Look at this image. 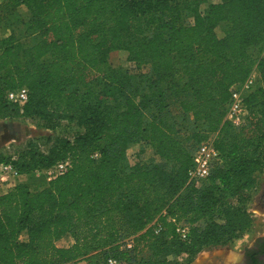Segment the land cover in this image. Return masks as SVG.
<instances>
[{
    "label": "trees",
    "instance_id": "trees-1",
    "mask_svg": "<svg viewBox=\"0 0 264 264\" xmlns=\"http://www.w3.org/2000/svg\"><path fill=\"white\" fill-rule=\"evenodd\" d=\"M22 9L28 43L4 32ZM117 51L150 65L151 76L132 88L109 62ZM253 73L246 122L235 128L226 121L231 88ZM21 88L23 107L7 100ZM177 117L202 130L184 133ZM2 119L67 122L84 133L56 138L47 152L34 143L16 157L0 152L16 175L71 163L40 190L17 184L0 195V264H107L140 246L151 250L144 264L189 262L253 225L246 202L264 171V0H4ZM210 138L220 161L195 187L193 155ZM130 144L153 157L128 163ZM179 224L189 228L185 240Z\"/></svg>",
    "mask_w": 264,
    "mask_h": 264
},
{
    "label": "rangeland",
    "instance_id": "rangeland-1",
    "mask_svg": "<svg viewBox=\"0 0 264 264\" xmlns=\"http://www.w3.org/2000/svg\"><path fill=\"white\" fill-rule=\"evenodd\" d=\"M4 0H0L2 2ZM192 23L190 18H185V24ZM29 16L25 9L14 14L10 19V24L4 29L6 33L15 34V36L23 43H28L30 38L28 35ZM227 26L221 25L220 30H225ZM220 32V31H219ZM221 35V32H220ZM251 53L257 55L258 50H251ZM109 62L112 67L120 69L126 74L130 80L132 88H137L141 80L151 76V66L145 64H135L128 61V54L125 51L112 52L109 55ZM86 101L89 97L85 90H81ZM152 109V107H151ZM147 110L146 116L153 114ZM178 127L184 133L200 132L201 126H198L192 119L176 118ZM84 133V129L76 124L61 122L58 124L45 123L42 125L35 119H2L0 120V152H3L8 157H16L18 153L24 152L28 148L29 143H34L38 146L41 152H47L53 145L56 138L67 137L73 139L75 136ZM141 150H144L142 153ZM127 162L130 164L142 159L148 161L153 157L150 148L142 144H130L127 148ZM49 169L46 171H37L29 176V184L32 190H40L55 177L49 174ZM257 187L251 193L250 200L246 202V207L252 216V228L244 234L239 235L234 240L225 241L218 247L207 248L200 252L193 260L188 262L185 256L178 258V264H193L199 263L211 264V260L215 259L212 264H240L245 254V251L253 248L258 240L264 237V171L256 175ZM7 183V181H6ZM9 183V179H8ZM16 183H12L7 189L14 188ZM69 240H64L60 245H68ZM151 256V250L140 246L136 253L131 254L130 259L122 260L120 264H144ZM220 261V262H219ZM222 261V262H221ZM84 264V262H81ZM79 264V263H78ZM86 264V263H85ZM96 264H106L103 261H98ZM264 264V259L262 261Z\"/></svg>",
    "mask_w": 264,
    "mask_h": 264
},
{
    "label": "built area",
    "instance_id": "built-area-1",
    "mask_svg": "<svg viewBox=\"0 0 264 264\" xmlns=\"http://www.w3.org/2000/svg\"><path fill=\"white\" fill-rule=\"evenodd\" d=\"M256 82V74L253 73L247 81L240 86L231 88L230 104L226 115V121L233 127L240 128L246 122L247 111L244 106L245 94L254 86ZM29 98V93L26 88H21L7 93V100L11 103H16L23 107ZM220 161V155L213 146V139H208L198 146L193 155V167L189 170V183L195 187H200L206 183L212 173L215 165ZM71 166L70 161H65L57 164L54 168L49 169V174L53 177L64 174ZM0 172L6 175H16L15 170L9 163L0 164ZM159 231V229L157 230ZM181 239L185 240L189 234V228L185 225H177L176 229ZM132 241H128L127 247L132 248ZM107 264H120L113 257L107 260Z\"/></svg>",
    "mask_w": 264,
    "mask_h": 264
},
{
    "label": "flooded vegetation",
    "instance_id": "flooded-vegetation-1",
    "mask_svg": "<svg viewBox=\"0 0 264 264\" xmlns=\"http://www.w3.org/2000/svg\"><path fill=\"white\" fill-rule=\"evenodd\" d=\"M263 259H264V237L258 240V242L253 248H250L245 251V254L243 255L240 264H262ZM214 260L215 259H213V261L211 260V264L215 262Z\"/></svg>",
    "mask_w": 264,
    "mask_h": 264
},
{
    "label": "crops",
    "instance_id": "crops-1",
    "mask_svg": "<svg viewBox=\"0 0 264 264\" xmlns=\"http://www.w3.org/2000/svg\"><path fill=\"white\" fill-rule=\"evenodd\" d=\"M44 171H46V170H44ZM29 176H31V175H13V174L6 175V174H3L2 172H0V195L11 190V189H7V188L9 186H11L12 183H16L14 185V187L17 184H29V180H27V178ZM8 179H9V183H8ZM6 181H7V183H6ZM76 264H78V263H76ZM79 264H83V263H79Z\"/></svg>",
    "mask_w": 264,
    "mask_h": 264
},
{
    "label": "water",
    "instance_id": "water-1",
    "mask_svg": "<svg viewBox=\"0 0 264 264\" xmlns=\"http://www.w3.org/2000/svg\"><path fill=\"white\" fill-rule=\"evenodd\" d=\"M193 264H202V263H199L198 261H196V262H194ZM203 264H205V263H203Z\"/></svg>",
    "mask_w": 264,
    "mask_h": 264
}]
</instances>
